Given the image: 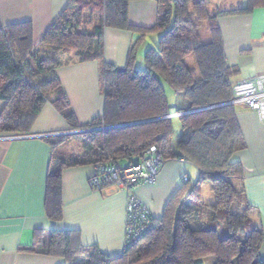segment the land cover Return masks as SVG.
<instances>
[{
    "label": "trees",
    "instance_id": "16d2710c",
    "mask_svg": "<svg viewBox=\"0 0 264 264\" xmlns=\"http://www.w3.org/2000/svg\"><path fill=\"white\" fill-rule=\"evenodd\" d=\"M130 1L70 0L39 44L31 21L6 26L0 21V131L29 133L48 102L66 118L70 129L82 130L78 134L82 150L76 155L57 149L76 132L49 140L52 153L45 208L54 220L63 218L62 171L67 166L108 160L134 163L155 144L166 161L194 163L199 179L194 184L184 181L161 216L155 217L153 229L136 241H126L118 256L105 253L96 243H82L79 229L53 228L48 241L24 248L62 255L67 264H201L210 256L214 264H264L259 252L264 229L251 217L252 205L242 184L243 166L235 157L247 143L236 104L230 102L238 69L227 61L219 13L210 12L208 0H193L192 9L188 0H158V20L147 27L130 21ZM260 4L264 0H248L236 11L249 12ZM203 21L210 30L208 41L200 39ZM106 26L140 34L125 65L104 59ZM151 32L159 33L158 47L146 50V65L138 68L139 46ZM189 54L195 57L198 74L184 62ZM91 60L100 61L104 108L90 122L81 123L58 69L72 61ZM164 83L178 98L175 110L169 107ZM173 113L181 122L178 138ZM204 181L212 183L214 193V201L202 205L207 215L191 201L199 198Z\"/></svg>",
    "mask_w": 264,
    "mask_h": 264
},
{
    "label": "crops",
    "instance_id": "0c3cea01",
    "mask_svg": "<svg viewBox=\"0 0 264 264\" xmlns=\"http://www.w3.org/2000/svg\"><path fill=\"white\" fill-rule=\"evenodd\" d=\"M69 1L0 0V21L5 26L31 21L39 44ZM247 3L248 0H208L210 12L219 13L217 20L227 61L238 69L234 81L264 73V4L249 12L236 11ZM159 8L158 0H132L128 16L133 24L152 26L158 20ZM156 34L159 37L157 32L146 34L142 44L151 36L155 39ZM139 35L125 28L106 26L104 59L125 65ZM58 73L81 123L102 114L105 97L100 85V61H72L60 66ZM175 97L177 103L176 94ZM236 109L247 146L237 151L235 157L243 166L242 184L252 205L251 217L264 229V121L244 104H237ZM74 131L50 102L45 104L29 133L0 131V264H67L62 255L24 248L48 241L53 228L79 229L82 243H96L111 256L122 254L128 192L115 186L92 189L89 180L96 172L95 164L63 168V218L54 220L46 213V180L52 153L49 140ZM196 167L184 159H169L155 183L138 184L134 193L159 217L184 182V176L192 180L193 174L199 173ZM259 252L264 259V241ZM214 262L215 258L201 264Z\"/></svg>",
    "mask_w": 264,
    "mask_h": 264
},
{
    "label": "built area",
    "instance_id": "2783aa9c",
    "mask_svg": "<svg viewBox=\"0 0 264 264\" xmlns=\"http://www.w3.org/2000/svg\"><path fill=\"white\" fill-rule=\"evenodd\" d=\"M231 103L244 104L254 110L264 121V73L235 81L232 87ZM101 128H105L103 124ZM166 163L160 148L153 144L141 154L140 160L130 164H119L108 160L98 162L96 172L89 180L94 190L109 186L123 188L128 192L126 203V241L144 237L155 226V215L146 203L134 193V187L141 183L153 184ZM184 181L189 180L188 175Z\"/></svg>",
    "mask_w": 264,
    "mask_h": 264
},
{
    "label": "rangeland",
    "instance_id": "374dc122",
    "mask_svg": "<svg viewBox=\"0 0 264 264\" xmlns=\"http://www.w3.org/2000/svg\"><path fill=\"white\" fill-rule=\"evenodd\" d=\"M192 1L193 0H188V4H189V8L192 9ZM173 19V17H172ZM88 20V19H87ZM86 20V21H87ZM88 26V29L91 28V25L86 24ZM200 39L202 41H208L210 39V30L208 28V25L206 23V21H203L201 26H200ZM149 46H155L158 47V35L156 34L155 39L151 36V38L149 37L146 41V44H142L139 46L138 49V57H137V61H136V67L141 68V67H145L146 63H145V52L146 50L149 48ZM74 52H71V55L74 56L73 54ZM185 64H187L190 67H194L196 72H197V64H196V60L193 54H189L188 56L185 57L184 59ZM198 74V72H197ZM165 84V88L167 91V95H168V101H169V107L171 110H175L177 108V103H176V97H175V92L174 90L166 83ZM172 121H173V126H174V137L178 136L181 132V122L179 120L178 114L177 113H173L172 114ZM77 131V132H76ZM74 132H76V134L67 137L65 139V142L62 141L61 144H58L57 149L60 151H62L63 153H66V155H70L72 153H74V155L78 154V151L82 150L81 145L83 144V140L80 134V130H76ZM197 168V167H196ZM199 179V173H194L192 176V180L190 181L191 184L197 183ZM198 199H192L191 201L195 204V207L198 208L199 206V210L202 211V214L207 215L209 213L208 210H206V206H204V208H202L203 203H210L214 201V193L212 191V183L210 181H204L203 183H201L200 186V191H199V195H198ZM191 199V198H190ZM201 201V202H200ZM199 204V205H198ZM193 208H191L189 210V217H191L193 215H191V212ZM198 210V209H197ZM195 214V211H194ZM210 259H213L212 256L206 258L207 263L210 261Z\"/></svg>",
    "mask_w": 264,
    "mask_h": 264
}]
</instances>
